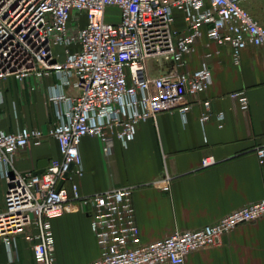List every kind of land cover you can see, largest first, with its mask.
<instances>
[{
	"label": "built area",
	"instance_id": "obj_1",
	"mask_svg": "<svg viewBox=\"0 0 264 264\" xmlns=\"http://www.w3.org/2000/svg\"><path fill=\"white\" fill-rule=\"evenodd\" d=\"M244 1L0 0V106L5 101L1 84L9 77L23 80L33 74L39 80L57 79L48 91L56 119L47 132L28 126L0 131V176L7 182L0 240L12 258L16 236L22 234L32 245L36 264H55L52 218L68 210H82L91 217L101 254L90 264H184L190 253L218 245L225 233L264 217L263 198L214 224L175 230L144 244L132 187L82 195L74 179L84 173L79 149L83 137H98L109 156L114 136L127 146L140 122L156 119L186 94L209 88L212 74L206 58L194 71L187 65V56L204 33L219 45L229 44L236 63L248 45L264 46V22L244 7ZM111 7L119 10L118 21L106 19ZM176 11L183 14V29L175 25ZM58 47L63 49V61ZM151 59L172 61L173 66L164 74L151 75ZM232 96L244 111L249 109L246 91ZM204 105L203 123L212 115L210 101ZM188 109L179 108L183 118ZM216 118L222 123L225 115L218 112ZM45 137L57 140L60 157L48 160L40 174L17 170L16 152L40 145ZM257 155L264 163V145L257 148ZM216 163L213 155L202 159L203 167ZM163 188L167 190L168 184Z\"/></svg>",
	"mask_w": 264,
	"mask_h": 264
},
{
	"label": "crops",
	"instance_id": "obj_2",
	"mask_svg": "<svg viewBox=\"0 0 264 264\" xmlns=\"http://www.w3.org/2000/svg\"><path fill=\"white\" fill-rule=\"evenodd\" d=\"M258 1H248L244 7L264 22V8H259ZM175 16L176 27L183 29L182 12L176 11ZM233 54L229 44L219 45L204 33L196 50L187 56V65L194 71L206 58L212 74L206 91L186 94L160 111L156 119L140 122L127 146L114 136L109 156L98 137L88 135L80 143L84 173L74 177L80 193L132 187L141 243L163 239L175 230L214 224L244 204L264 198V163L257 155V148L264 145V46L248 45L239 63L234 62ZM148 64L151 75L164 74L173 66L172 61L155 59ZM56 82L55 76L39 80L33 74L23 80H4L0 131L16 132L28 126L47 132L56 119L55 106L48 100L49 87ZM239 90L246 91L251 102L247 111L232 96ZM207 100L212 115L203 123ZM183 105L189 106L185 118L179 111ZM218 112L225 115L222 123L216 118ZM209 155L217 163L203 167L202 159ZM54 157H60L58 142L45 137L40 145L18 150L15 167L20 172H35L40 161ZM6 188V180L0 176V211ZM52 229L55 264H90L100 258L87 212L65 211L52 218ZM0 264H36L31 243L17 235L12 258L0 240ZM184 264H264V217L225 233L218 245L190 253Z\"/></svg>",
	"mask_w": 264,
	"mask_h": 264
},
{
	"label": "rangeland",
	"instance_id": "obj_3",
	"mask_svg": "<svg viewBox=\"0 0 264 264\" xmlns=\"http://www.w3.org/2000/svg\"><path fill=\"white\" fill-rule=\"evenodd\" d=\"M248 1H254V0H246L243 3H246ZM256 4H259L258 5L259 8H264L263 7L264 4H263V1L262 0H260V2L258 1V3H256ZM252 6H253V4H252ZM258 6H253V7H254V9H257ZM118 11L119 10L116 7L109 8L108 11H107L106 19L109 20V21H118L119 20V13H118ZM56 51H57V53L60 54V60L63 61V59H64L63 49L61 47H58V48H56Z\"/></svg>",
	"mask_w": 264,
	"mask_h": 264
},
{
	"label": "water",
	"instance_id": "obj_4",
	"mask_svg": "<svg viewBox=\"0 0 264 264\" xmlns=\"http://www.w3.org/2000/svg\"><path fill=\"white\" fill-rule=\"evenodd\" d=\"M47 164H48V160H42V161H40L39 164H38V170L35 171V173L36 174H40V173L44 172ZM71 168H72V165H71ZM71 168H70V170H71ZM70 170L64 174V177H67L69 175ZM63 184H64V180L62 179L58 183V189H60Z\"/></svg>",
	"mask_w": 264,
	"mask_h": 264
}]
</instances>
